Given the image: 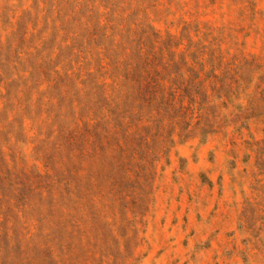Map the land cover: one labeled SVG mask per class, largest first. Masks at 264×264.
Listing matches in <instances>:
<instances>
[{"label": "rangeland", "instance_id": "obj_1", "mask_svg": "<svg viewBox=\"0 0 264 264\" xmlns=\"http://www.w3.org/2000/svg\"><path fill=\"white\" fill-rule=\"evenodd\" d=\"M145 2L138 16L193 67L167 80H202L211 123L188 113L187 126L82 157L68 143H19L41 175L15 191L0 181V264H264V0Z\"/></svg>", "mask_w": 264, "mask_h": 264}, {"label": "trees", "instance_id": "obj_2", "mask_svg": "<svg viewBox=\"0 0 264 264\" xmlns=\"http://www.w3.org/2000/svg\"><path fill=\"white\" fill-rule=\"evenodd\" d=\"M148 6L145 0L128 6L0 0V181L15 191L23 175H41L20 156L19 143H68L82 157L89 145L122 147L129 136L134 144L145 141L143 132L187 126L188 113L196 127L205 114L211 123L215 105L199 96L202 80H167L172 66L180 75L191 64L183 53L172 56L170 34L164 37L148 16H138ZM27 186L38 189L34 180Z\"/></svg>", "mask_w": 264, "mask_h": 264}]
</instances>
